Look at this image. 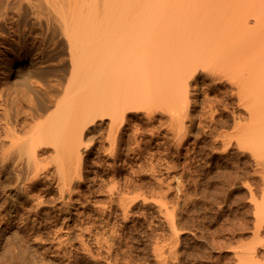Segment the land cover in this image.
Listing matches in <instances>:
<instances>
[{"label":"bare ground","instance_id":"6f19581e","mask_svg":"<svg viewBox=\"0 0 264 264\" xmlns=\"http://www.w3.org/2000/svg\"><path fill=\"white\" fill-rule=\"evenodd\" d=\"M199 69L207 72V80L218 89L214 98L211 92L204 94L210 104L203 101L211 114L207 131L211 135L218 130L212 140L223 149L235 145L247 149L262 160L264 0H0V129L9 140L0 150L4 182L0 186L15 178L19 191L34 193L42 179H55L64 197L75 177L81 178L86 156L97 139L109 142L107 152L115 166L123 162L128 168L131 159L133 164L140 162L148 144L147 134L138 124L143 110L148 121L155 118L152 116L158 109L168 113L172 137L183 142L190 129L187 121L194 120L189 107L192 87H199ZM57 70L63 75L53 85L48 76ZM47 89L54 96L43 101L40 97ZM211 99L231 109L220 113L223 118L230 116L232 132L221 130L229 127L228 121H220L221 114L220 118L215 115ZM105 120L109 122L104 133L100 122ZM202 122L199 124L206 125ZM155 135L151 131L148 140L164 148L167 142L158 141ZM115 166L114 172H118ZM116 176L109 190L126 215L132 201L125 194L128 186H119ZM143 194L139 197L142 200ZM158 198L154 197L162 204L164 199L160 198L161 202ZM23 204L13 198L9 211L27 226L30 215L22 214ZM165 211L169 214L166 206ZM46 222L42 219L35 228L43 229ZM172 230L177 233L176 227ZM85 246L80 251L91 253L93 249ZM14 256H10L13 264L19 257Z\"/></svg>","mask_w":264,"mask_h":264},{"label":"rangeland","instance_id":"374dc122","mask_svg":"<svg viewBox=\"0 0 264 264\" xmlns=\"http://www.w3.org/2000/svg\"><path fill=\"white\" fill-rule=\"evenodd\" d=\"M200 70L196 74L199 87L193 85L192 103L190 102L189 107L194 123L187 121L190 129L188 128L185 141L181 142L180 138L172 137L173 134L170 128L168 129V113L158 109L160 113L156 111V115L154 113L152 116L155 118L148 121L146 111L143 110L144 112H140L138 124L145 130L148 144L145 143L143 147L144 155L140 162L133 164L130 158L128 168L123 162L115 166L113 158L109 156V151L107 152L109 142L104 141V138L97 139L95 148L93 147L91 153L86 156V167L81 178L75 177L76 180L66 188L64 197L55 179H42L35 187L34 193L19 191L15 178L0 186V264H3V260H9L8 263L13 264L14 255V259L19 256L14 264H264V158L260 160L251 151L236 145L223 149V145L217 140H212L216 139L218 130L214 129L215 132L212 131L211 135L207 131L206 127L210 121L208 119L211 118L208 115V104L205 102V106L203 101H209L210 104L204 94L208 96L211 92L209 95L214 98L218 95V89L214 86L216 83H209L207 80V72L203 74L204 70ZM50 75L49 80L55 85L63 72L57 70ZM209 85L214 86V89L209 91ZM197 88L204 90L197 92ZM52 96L53 92L47 89L40 98L47 101ZM211 101H215V115L218 117L221 113L231 110L227 109L226 103H218V99ZM204 106L208 108L206 112L203 111L205 108L202 109ZM223 114L219 117L220 121H228L229 127L221 130L230 133V116L226 114V118H223ZM198 120H203L206 125L199 124ZM108 122H100L105 129L104 133L107 131ZM200 125L206 128V131ZM151 131L158 136V141L167 142L164 143V148L159 149L156 142L149 141ZM175 139L181 143L177 145ZM7 141L9 140L0 129V150L1 145ZM214 147L219 148L216 150ZM224 150H227V153ZM114 166L118 168V172H114ZM114 175H117L119 186H128L125 194L132 202L126 215L118 208L117 196L112 197L109 190L113 185L111 180ZM2 178L3 175L0 182ZM129 179L132 180L131 184L128 183ZM1 183L4 184L3 181ZM142 193H145L143 200L140 199ZM152 193L155 198L164 199L163 203L154 199ZM156 194H161L162 197L155 196ZM135 197L139 200L136 201ZM13 198L22 204L25 201L21 212L25 216L30 215L27 226L26 223L20 222L19 218H14L13 210L9 211ZM161 205H164V209ZM165 206L168 207L169 214L166 213ZM25 207L30 210L27 211ZM37 209H40L38 215L35 212ZM36 216L38 219H35ZM42 219L46 220L48 225L44 224L45 227L41 230L35 228ZM168 219L175 224H171ZM171 225L176 227L177 233H173ZM85 240L93 244L87 241L86 245ZM66 241L71 244H63ZM107 243L111 244L112 248L107 246ZM84 244L94 252L86 251L89 253L87 255L85 251H80L84 250ZM64 245L68 250L64 249ZM58 247L61 250H58ZM110 248L113 249L112 252ZM65 254L68 256H64ZM91 256L92 259L89 258ZM69 258H73V261Z\"/></svg>","mask_w":264,"mask_h":264}]
</instances>
